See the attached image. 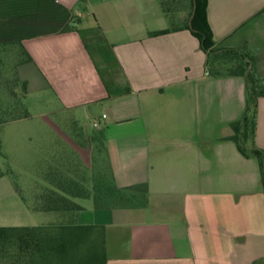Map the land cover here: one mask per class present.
I'll list each match as a JSON object with an SVG mask.
<instances>
[{
    "label": "crops",
    "instance_id": "0c3cea01",
    "mask_svg": "<svg viewBox=\"0 0 264 264\" xmlns=\"http://www.w3.org/2000/svg\"><path fill=\"white\" fill-rule=\"evenodd\" d=\"M207 14L217 46L252 56L264 83V0H208ZM69 25L103 30L131 94L110 97L77 29L65 31ZM169 26L158 0H0V44L21 42L32 58L18 68L28 85L27 105L47 99L57 107L52 113L74 117L64 128L69 133L46 112L0 126L26 125L37 116L46 122L37 125L39 138H29L35 166L23 169L10 150L4 156L9 173L0 177L7 183L12 167L23 172L33 196L27 207L44 218L10 227L97 226L107 264L264 259L259 164L231 140V124L246 110V78L215 76L189 30L151 35ZM101 129L116 185L147 189L146 204L106 209L93 198L68 197L78 212L48 207L40 196L48 189L63 194L55 184L62 176L88 177L95 154L86 137ZM47 130L59 131L61 142L43 138ZM256 142L264 150V98Z\"/></svg>",
    "mask_w": 264,
    "mask_h": 264
},
{
    "label": "trees",
    "instance_id": "16d2710c",
    "mask_svg": "<svg viewBox=\"0 0 264 264\" xmlns=\"http://www.w3.org/2000/svg\"><path fill=\"white\" fill-rule=\"evenodd\" d=\"M164 16L169 20L167 30L155 32L157 36L173 31L189 30L207 55L215 76H243L247 82L246 110L243 117L231 124L233 140L246 158H255L260 168V183L264 194V150L256 142L258 103L264 98V83L257 75L255 60L249 54L219 48L208 21V0H158ZM186 12V16L182 13ZM77 29L67 26L65 31ZM95 66L112 98L132 93L121 65L100 27L77 29ZM32 61L21 42L0 44V126L30 116L26 97L28 85L18 76V68ZM8 68L14 76H8ZM93 146L94 164L88 177L62 176L56 187L63 194L48 189L40 197L49 205L57 203L60 210L78 212L81 208L74 198H93L98 208H135L147 202V189L120 188L116 185L107 161L106 134L103 129L86 137ZM97 156V157H96ZM100 158L97 164L96 158ZM9 173L2 170L0 177ZM70 197V198H68ZM67 202V206H65ZM50 207V205L48 206ZM50 209V208H49ZM59 210V209H58ZM0 259L2 264H107L101 233L97 226L78 224L62 226L0 227ZM264 263V259L253 264Z\"/></svg>",
    "mask_w": 264,
    "mask_h": 264
},
{
    "label": "rangeland",
    "instance_id": "374dc122",
    "mask_svg": "<svg viewBox=\"0 0 264 264\" xmlns=\"http://www.w3.org/2000/svg\"><path fill=\"white\" fill-rule=\"evenodd\" d=\"M182 14L186 16L187 13L184 12ZM8 76H14V71L10 68H8ZM27 108L32 115L46 112L49 120L57 127L62 128L63 133H69V131L67 132L64 128L66 125L68 126L69 122L71 119L73 120L74 117L71 114L52 113L57 107L50 104L47 99H41L40 101L33 100L27 105ZM43 123H46L44 119L37 116L30 119L29 123H26V125H16L17 127H13L14 129H10V127L0 129V167L2 170L9 168L8 165L5 164L4 156H8L7 153L10 150H13L16 156L14 158L15 163L20 165L23 169L31 170L32 167L35 166L33 159L35 147H32L33 143L30 142L29 138L33 137L32 135L38 136L36 131L38 128L37 125H43ZM79 123L80 122L76 124ZM69 129L70 126H68V130ZM37 136H35V140ZM42 136L43 138L51 136V138L57 142H61L60 140L62 138L59 131L56 134L51 130H47V133L44 132ZM12 169L15 175H11L7 179V183L0 181V227H10L11 225H37L39 221L44 218V215L28 209L27 204H31L33 196L29 194L31 190L26 184L28 182L27 178L24 173L20 172L17 168L12 167ZM15 184H19L22 187V194L17 192ZM0 264H2L1 259Z\"/></svg>",
    "mask_w": 264,
    "mask_h": 264
},
{
    "label": "built area",
    "instance_id": "2783aa9c",
    "mask_svg": "<svg viewBox=\"0 0 264 264\" xmlns=\"http://www.w3.org/2000/svg\"><path fill=\"white\" fill-rule=\"evenodd\" d=\"M94 126L95 127H98L99 126V123L98 122H94Z\"/></svg>",
    "mask_w": 264,
    "mask_h": 264
}]
</instances>
